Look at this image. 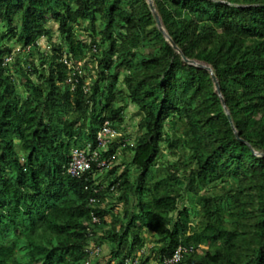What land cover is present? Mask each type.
Here are the masks:
<instances>
[{
  "label": "trees",
  "instance_id": "obj_1",
  "mask_svg": "<svg viewBox=\"0 0 264 264\" xmlns=\"http://www.w3.org/2000/svg\"><path fill=\"white\" fill-rule=\"evenodd\" d=\"M154 2L184 55L213 67L232 120L147 0H0V264H149L145 232L157 263L183 244L196 251L180 264H264V0ZM18 46L30 50L5 64ZM127 102L144 117L123 148L136 174L112 167L95 193V165L87 180L66 173L71 151L106 119L121 131ZM166 150L175 159L160 169ZM107 241L105 259L87 251Z\"/></svg>",
  "mask_w": 264,
  "mask_h": 264
},
{
  "label": "built area",
  "instance_id": "obj_2",
  "mask_svg": "<svg viewBox=\"0 0 264 264\" xmlns=\"http://www.w3.org/2000/svg\"><path fill=\"white\" fill-rule=\"evenodd\" d=\"M30 50V47L22 48L16 47L13 53L5 58V64H11L16 55L20 53H26ZM69 65L71 62L66 61ZM135 145V140L123 136V133L113 126L109 119L103 121L99 128L95 143L89 142L84 147H74L71 151L70 161L66 167V173L74 178L89 179L88 174L92 172L94 165L96 166V174H105L109 169L113 167L115 154L106 157L104 154L115 146L118 149L131 148ZM105 187V184L96 182L94 185V192L98 193ZM113 189V187L111 188ZM101 202V199L92 197L90 203L96 207ZM93 223L100 224L101 217L95 212L92 213ZM104 230H100L99 234H103ZM102 247L98 245H91L87 251L92 255H100ZM195 247L193 245L180 244L173 252L171 256L164 257L159 264H180L187 254L194 253ZM127 264H140V258H127Z\"/></svg>",
  "mask_w": 264,
  "mask_h": 264
},
{
  "label": "rangeland",
  "instance_id": "obj_3",
  "mask_svg": "<svg viewBox=\"0 0 264 264\" xmlns=\"http://www.w3.org/2000/svg\"><path fill=\"white\" fill-rule=\"evenodd\" d=\"M49 26L53 30V42L58 45L62 42V37L58 29V23L55 21H50ZM79 31L81 32L82 36H84L85 39L89 40V33L85 30H83L82 26H78ZM41 47L43 50L47 51L48 48H50V42L47 37H43L40 39ZM97 62L93 61L92 59H89L87 61V68L85 69V74L88 76V82L91 81V77L96 78L98 77V70L96 69ZM123 78V75L121 76V79ZM122 86V84H120ZM123 104L121 100L118 102ZM125 105V104H124ZM144 126V117L143 114L139 112L137 106L131 102H127L125 111H124V122L121 126V132L128 138L136 140L140 133L143 131ZM115 158L113 167H116V172L121 173L124 170H129L130 173L134 176L136 174L135 167L132 165V152L130 150H124V149H118L115 152ZM173 158L172 155L168 152V150L165 151V156H162L158 159L157 166L162 169L164 168L170 161H172ZM177 159V158H176ZM110 170H108L105 174H102L98 177V182L102 184H108L110 182ZM163 172V170H162ZM201 193H204L202 191ZM115 200V199H114ZM121 210L120 207H116L115 211L116 213ZM107 219L111 221V217L107 216ZM198 220V217L196 218V221ZM110 227L105 228L106 231L109 230ZM104 231V232H106ZM145 237L147 238L145 241V245L143 247V250L141 253L143 254L144 258H149V264H159L156 262V256L159 252V246H160V240L156 239L151 233L145 232ZM209 246L208 243H202L199 248V253H202L205 249H207ZM109 248H110V241L105 242V244L102 246V252L99 256L100 259H105L109 256Z\"/></svg>",
  "mask_w": 264,
  "mask_h": 264
},
{
  "label": "water",
  "instance_id": "obj_4",
  "mask_svg": "<svg viewBox=\"0 0 264 264\" xmlns=\"http://www.w3.org/2000/svg\"><path fill=\"white\" fill-rule=\"evenodd\" d=\"M148 3H149V6L154 14V17L156 19V22H157V25L159 27V29L164 33L165 37L167 38V40L172 44V46L179 52L183 55L184 59L191 63V64H194V65H197V66H200V67H204L206 68L207 70H209L211 73H212V77L215 81V85H216V90L217 92L219 93V95L221 96L222 100H223V104H224V107H225V110H226V113L228 114V116L230 117V119L232 120V117H231V112L226 104V101H225V98L222 94V91H221V86H220V82L215 74V71L213 69V67L211 65H208V64H205V63H202V62H199V61H196V60H191V59H188L183 51L180 49V47L176 44V42L173 40V38L170 36V34L168 33V31L166 30L164 24H163V21L161 19V16L155 6V2L154 0H147ZM256 153H258L259 155H264V153H261V152H257L255 151Z\"/></svg>",
  "mask_w": 264,
  "mask_h": 264
}]
</instances>
